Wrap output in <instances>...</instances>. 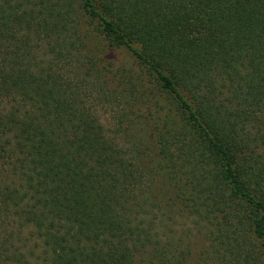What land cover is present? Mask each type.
<instances>
[{
	"label": "trees",
	"instance_id": "1",
	"mask_svg": "<svg viewBox=\"0 0 264 264\" xmlns=\"http://www.w3.org/2000/svg\"><path fill=\"white\" fill-rule=\"evenodd\" d=\"M0 264H264V0H0Z\"/></svg>",
	"mask_w": 264,
	"mask_h": 264
},
{
	"label": "rangeland",
	"instance_id": "2",
	"mask_svg": "<svg viewBox=\"0 0 264 264\" xmlns=\"http://www.w3.org/2000/svg\"><path fill=\"white\" fill-rule=\"evenodd\" d=\"M111 56L119 64L122 62L126 63L129 60V56L127 55V52L124 50H120L118 52H115L113 55H110V57Z\"/></svg>",
	"mask_w": 264,
	"mask_h": 264
}]
</instances>
